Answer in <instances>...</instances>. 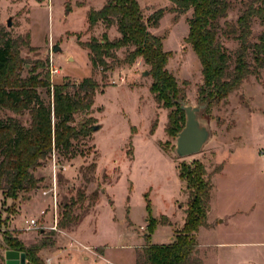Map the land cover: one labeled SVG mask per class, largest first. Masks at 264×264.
<instances>
[{"label": "rangeland", "instance_id": "1", "mask_svg": "<svg viewBox=\"0 0 264 264\" xmlns=\"http://www.w3.org/2000/svg\"><path fill=\"white\" fill-rule=\"evenodd\" d=\"M79 1L0 0V33L20 40L22 76L42 62L37 70L48 71L52 85L90 76L99 84L91 110L75 116V122L92 117L96 126L77 144V154L70 160L56 154L38 167L34 174L41 182L28 198L12 200L0 192V243L3 233L9 232L30 245L43 230L53 244L38 253L42 264H47L46 258L51 259L49 264H134L135 250L145 244L149 219L158 221L150 243H169L181 228L188 191L178 176L179 165L198 160L212 188L208 225L195 234V253L202 264H264V69L201 113L210 138L198 153L179 157L174 150L176 136L167 131L170 109L149 91V67L142 58L117 64L105 78L100 69H92L88 49L81 43L91 36L100 38L105 31L101 22L87 29L88 9H99L105 0H83L81 5ZM137 1L144 20L164 9L158 26L148 30L160 36L163 49L171 52L166 69L183 90L184 101L199 104L201 65L185 41L190 10L177 14L168 0ZM242 1L232 0L228 16L219 20L222 26L225 20H236ZM251 29L255 38L264 30V22L254 19ZM107 33L109 38L118 35L116 26ZM220 38L232 55L238 42ZM54 45L58 51H53ZM129 49L117 50L118 57L124 58ZM38 92L48 100L44 88ZM10 117L29 125L27 111L0 110L1 119ZM54 177L57 219L56 229H51L55 225L52 192L43 191L52 186ZM78 193L85 195L73 207L78 221L59 227L64 205L77 200ZM31 217L45 228L26 230L24 221ZM163 217L168 225L159 223ZM5 250L0 246V264H6Z\"/></svg>", "mask_w": 264, "mask_h": 264}, {"label": "trees", "instance_id": "2", "mask_svg": "<svg viewBox=\"0 0 264 264\" xmlns=\"http://www.w3.org/2000/svg\"><path fill=\"white\" fill-rule=\"evenodd\" d=\"M168 1L172 4L171 10L177 14L191 12L185 41L201 65L198 102L206 104V111L239 88L249 75L264 69V30L253 38L251 29L254 19L264 22V0L242 1L236 20H225L223 26L219 20L228 16L232 0ZM77 3L81 5L83 0ZM163 14L164 9L159 8L144 20L137 0H105L102 7L89 8L87 12V29L101 22L105 31L100 38L91 36L81 46L88 49L92 69H100L103 78L117 64H132L136 58H142L149 67V91L156 102L170 109L167 131L176 136L184 124V112L178 104V100H184V92L166 69L171 52L163 49L160 36L148 30L149 26H158ZM114 25L118 35L109 38L107 30ZM221 36L238 42L232 55L224 47ZM20 44L18 38L0 33V110L8 109L15 114L27 111L29 115L28 126L11 117L0 118V192L12 200L28 198L30 192L39 187L41 178L36 177L34 171L51 156L58 154L70 160L77 154V144L93 130V120L87 117L75 122V116L91 110L99 88L91 76L77 83L64 81L52 85L48 71L37 70L43 67L42 62H36L28 74L22 76L24 61L19 55ZM130 47L132 49L120 59L117 50ZM39 88L46 90L47 101L40 97ZM178 176L188 191L183 224L171 242L155 244L149 239L158 221L149 219L145 244L135 250L134 264H202L195 253V234L201 226L208 225L212 184L198 160L182 162ZM84 199L85 195L78 193L77 200L64 205L59 227L78 221L73 207ZM159 223L169 224L166 217ZM39 231L41 237L30 245H25L12 233L4 232L0 246L24 252L26 264H42L38 253L51 246L53 241L43 230Z\"/></svg>", "mask_w": 264, "mask_h": 264}, {"label": "water", "instance_id": "3", "mask_svg": "<svg viewBox=\"0 0 264 264\" xmlns=\"http://www.w3.org/2000/svg\"><path fill=\"white\" fill-rule=\"evenodd\" d=\"M10 24L8 20L7 25ZM58 50L59 47L54 45L53 51ZM178 104L184 112V124L176 134L174 150L179 157H185L198 153L202 149L210 138V130L207 123L201 118V113L206 108L205 103L192 105L184 100H178ZM92 129L95 130L96 126H93ZM4 258L6 264H26L25 253L14 249H6Z\"/></svg>", "mask_w": 264, "mask_h": 264}, {"label": "built area", "instance_id": "4", "mask_svg": "<svg viewBox=\"0 0 264 264\" xmlns=\"http://www.w3.org/2000/svg\"><path fill=\"white\" fill-rule=\"evenodd\" d=\"M52 72H57V70H51ZM55 181H56V178L54 177L53 178V183H52V186L48 189V190H45L43 191V194H47L48 192H52V201H53V209H54V223L55 225L54 226H50L49 228L51 229H56V219H57V215H56V191H55ZM44 213V210L41 211V214ZM25 226L24 228L26 230H35V229H43L45 228L44 225H40L38 223V220L37 218H27L25 219ZM46 263H48L50 261V258H46L45 259Z\"/></svg>", "mask_w": 264, "mask_h": 264}, {"label": "crops", "instance_id": "5", "mask_svg": "<svg viewBox=\"0 0 264 264\" xmlns=\"http://www.w3.org/2000/svg\"><path fill=\"white\" fill-rule=\"evenodd\" d=\"M102 6H103V5H101V7H102ZM115 36H117V35H114L113 37H115ZM113 37H112V38H113ZM221 220L223 221V219H220L219 222H220ZM170 238H173V237H170ZM162 243L166 244V243H168V242H165V241H164V242H160L159 244H162ZM50 262H51V259H50V261H49L47 264H49Z\"/></svg>", "mask_w": 264, "mask_h": 264}]
</instances>
